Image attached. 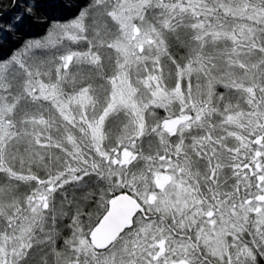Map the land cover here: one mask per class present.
<instances>
[{
  "label": "snow or ice",
  "instance_id": "1",
  "mask_svg": "<svg viewBox=\"0 0 264 264\" xmlns=\"http://www.w3.org/2000/svg\"><path fill=\"white\" fill-rule=\"evenodd\" d=\"M0 264H264V0H0Z\"/></svg>",
  "mask_w": 264,
  "mask_h": 264
}]
</instances>
